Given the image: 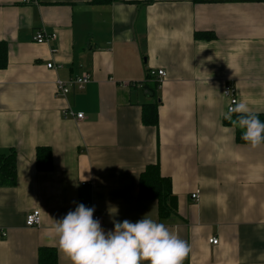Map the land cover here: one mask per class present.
<instances>
[{
  "label": "crops",
  "instance_id": "obj_1",
  "mask_svg": "<svg viewBox=\"0 0 264 264\" xmlns=\"http://www.w3.org/2000/svg\"><path fill=\"white\" fill-rule=\"evenodd\" d=\"M38 30L55 37L38 43ZM206 31L215 36L196 38ZM0 40V153L17 151L16 184L0 186V264H38L43 246L70 264L54 225L79 203L106 232L113 220L166 224L190 245L183 264H264V144L237 142L224 119L227 84L264 113V0H0ZM84 73L83 88L56 93L57 79ZM155 101L158 124L146 125ZM39 146L52 149L51 170L37 168ZM157 163L175 196L168 217L139 191ZM35 209L41 222L28 226Z\"/></svg>",
  "mask_w": 264,
  "mask_h": 264
},
{
  "label": "clouds",
  "instance_id": "obj_2",
  "mask_svg": "<svg viewBox=\"0 0 264 264\" xmlns=\"http://www.w3.org/2000/svg\"><path fill=\"white\" fill-rule=\"evenodd\" d=\"M224 119L243 130L241 139L252 148L264 144V122L245 102L229 106ZM94 212L95 206L79 203L55 222L58 250L70 264H183L189 255L188 242L164 223L147 216L113 220L106 232Z\"/></svg>",
  "mask_w": 264,
  "mask_h": 264
},
{
  "label": "trees",
  "instance_id": "obj_3",
  "mask_svg": "<svg viewBox=\"0 0 264 264\" xmlns=\"http://www.w3.org/2000/svg\"><path fill=\"white\" fill-rule=\"evenodd\" d=\"M113 0H93L98 4ZM196 2L204 0H194ZM198 39H211L215 35L212 32H196ZM8 65V42L0 40V69ZM148 79L152 77L148 74ZM159 86L154 80L150 89L155 92ZM155 95V94H154ZM156 96V95H155ZM143 108V122L146 125L158 124V103H145ZM256 113V112H255ZM259 119L264 122V113H257ZM236 115H233V119ZM230 123V121H228ZM243 130L236 127V140L239 143H248L241 139ZM36 165L41 171L51 170L53 166V152L49 146H39L36 149ZM17 180V151L11 148L7 152L0 153V186H14ZM139 191L142 198L155 199L158 203L160 217H168L174 212L175 196L172 193V185L169 177L162 175L159 164H149L139 177ZM38 264H58L57 250L54 247L43 246L38 251Z\"/></svg>",
  "mask_w": 264,
  "mask_h": 264
},
{
  "label": "built area",
  "instance_id": "obj_4",
  "mask_svg": "<svg viewBox=\"0 0 264 264\" xmlns=\"http://www.w3.org/2000/svg\"><path fill=\"white\" fill-rule=\"evenodd\" d=\"M37 2V0H30ZM49 37H55L54 34L52 35H47L44 30H38L36 31L33 39L34 41L38 43H43L48 40ZM48 68H54V63H48L47 64ZM149 75L156 79L158 81L159 85H161L162 81L167 77V72L165 69L159 68V69H150L149 70ZM90 74L89 73H84L81 76L74 77L68 81H64L61 79H57L56 81V93L59 95H68L72 89V87L77 86L78 88H83L84 85L90 80ZM224 93L229 99V106H234L237 103V96L235 93V89L231 84H227L224 88ZM73 114V113H71ZM75 117L78 120H82L84 118L83 113H77L75 114ZM191 199L193 201H197L199 199V194L198 192H194L191 194ZM94 219H100L99 215H94ZM41 222V213L38 209H35L31 211L30 213L27 214L26 216V225L28 226H36L39 225ZM5 235V233H4ZM210 242L213 244L218 243L217 237H212L210 239Z\"/></svg>",
  "mask_w": 264,
  "mask_h": 264
}]
</instances>
